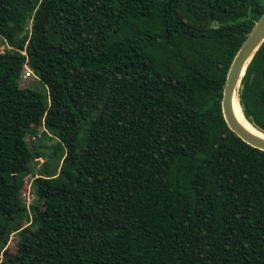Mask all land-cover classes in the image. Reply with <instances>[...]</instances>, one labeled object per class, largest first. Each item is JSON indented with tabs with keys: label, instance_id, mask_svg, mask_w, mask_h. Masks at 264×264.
<instances>
[{
	"label": "trees",
	"instance_id": "1",
	"mask_svg": "<svg viewBox=\"0 0 264 264\" xmlns=\"http://www.w3.org/2000/svg\"><path fill=\"white\" fill-rule=\"evenodd\" d=\"M263 13L264 0H0V250L18 236L0 264H264V150L222 108ZM26 67L41 85L27 99ZM238 96L264 132V43ZM39 127L58 145L37 147Z\"/></svg>",
	"mask_w": 264,
	"mask_h": 264
},
{
	"label": "water",
	"instance_id": "2",
	"mask_svg": "<svg viewBox=\"0 0 264 264\" xmlns=\"http://www.w3.org/2000/svg\"><path fill=\"white\" fill-rule=\"evenodd\" d=\"M263 43L264 13L252 28L232 62L228 72L222 100L223 114L231 130H233L245 142L262 150H264V137L255 135L253 132L246 129L239 121L235 113L234 98L237 89L239 90L241 87L242 78L245 75L249 63ZM256 129L258 128L256 127ZM258 130L261 131L260 129ZM261 132L264 134L263 131Z\"/></svg>",
	"mask_w": 264,
	"mask_h": 264
},
{
	"label": "rangeland",
	"instance_id": "3",
	"mask_svg": "<svg viewBox=\"0 0 264 264\" xmlns=\"http://www.w3.org/2000/svg\"><path fill=\"white\" fill-rule=\"evenodd\" d=\"M37 80L34 79L33 77V73L31 72V70L29 68L26 67L25 71L23 72L22 75V79H21V90L23 92V96L25 99H27V97L30 95H32L35 91H37L38 87L41 88V85L37 86ZM37 87V88H36ZM45 131L44 127H39V135H37V137L35 138V141H37L36 146L39 147V144L41 145H47L49 146V148H51L52 146L58 145V140L55 137H52L51 135L46 137V136H41L43 135V132ZM41 138V140H39ZM34 138H32V141ZM52 149H47V151H51ZM46 158H42V159H38V163L35 167V169L33 170V172L28 175L25 178V183L24 186L21 190V197H22V201L25 202L27 204V206H30L31 204H33L36 200L37 197L34 193L33 187H32V182L33 179L36 177L37 171L39 172V166L41 164H43V161H45ZM55 166V165H53ZM53 166H51L52 169ZM17 234H13L11 236L10 242L7 245L6 248L1 249L0 250V257L1 260L8 258L7 256H9V258L12 259V262L15 263L16 258L13 257L14 252H16V241H17Z\"/></svg>",
	"mask_w": 264,
	"mask_h": 264
},
{
	"label": "bare ground",
	"instance_id": "4",
	"mask_svg": "<svg viewBox=\"0 0 264 264\" xmlns=\"http://www.w3.org/2000/svg\"><path fill=\"white\" fill-rule=\"evenodd\" d=\"M239 90H240V88H239ZM239 90L237 89L236 94H235V98H234V108H235V113L237 115V118L239 119V121L243 124V126L246 129L253 132L255 135L264 137V134L261 131H259L258 129H256V127L253 126L252 122L245 115V112L242 108V105L240 103V99L238 96Z\"/></svg>",
	"mask_w": 264,
	"mask_h": 264
}]
</instances>
